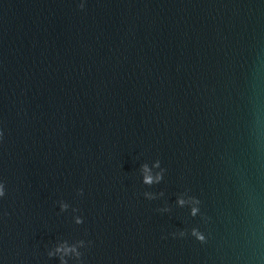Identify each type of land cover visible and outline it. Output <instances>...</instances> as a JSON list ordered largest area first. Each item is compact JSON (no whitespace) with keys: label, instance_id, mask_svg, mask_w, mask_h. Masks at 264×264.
Returning <instances> with one entry per match:
<instances>
[{"label":"water","instance_id":"1","mask_svg":"<svg viewBox=\"0 0 264 264\" xmlns=\"http://www.w3.org/2000/svg\"><path fill=\"white\" fill-rule=\"evenodd\" d=\"M0 187V264H264V0H0Z\"/></svg>","mask_w":264,"mask_h":264},{"label":"clouds","instance_id":"2","mask_svg":"<svg viewBox=\"0 0 264 264\" xmlns=\"http://www.w3.org/2000/svg\"><path fill=\"white\" fill-rule=\"evenodd\" d=\"M160 179V177L158 176L157 177V181ZM144 182L147 183V184H151L153 181H152V178L150 176H146L144 178ZM4 193H3V190H2V187H0V196H2ZM188 201H185L184 199H178L177 200V203L180 205V206H183L185 203H187ZM191 203L192 204H199V201L196 200L195 198H191ZM198 208L197 207H192L191 209V214L193 216H195L198 212ZM193 235L197 236L199 239L203 240V236H201L195 229L193 230ZM59 251V249H58Z\"/></svg>","mask_w":264,"mask_h":264}]
</instances>
